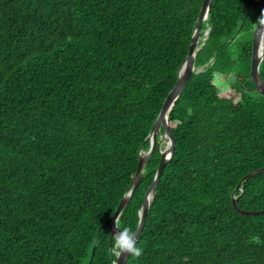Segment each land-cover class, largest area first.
<instances>
[{
	"label": "trees",
	"instance_id": "trees-1",
	"mask_svg": "<svg viewBox=\"0 0 264 264\" xmlns=\"http://www.w3.org/2000/svg\"><path fill=\"white\" fill-rule=\"evenodd\" d=\"M202 3L0 0V264L117 259L114 213ZM262 18L264 0L213 1L196 55L203 70L169 114L176 147L137 241L143 253L126 264H264V171L245 178L264 167V95L250 76ZM163 133L121 228L138 227ZM234 191L239 208L260 212H241Z\"/></svg>",
	"mask_w": 264,
	"mask_h": 264
},
{
	"label": "water",
	"instance_id": "water-1",
	"mask_svg": "<svg viewBox=\"0 0 264 264\" xmlns=\"http://www.w3.org/2000/svg\"><path fill=\"white\" fill-rule=\"evenodd\" d=\"M213 1L214 0H203L201 11L196 21V24H195V29H194L189 53L179 72L178 80L176 84L174 85V87L168 93L162 105V108L160 110V113L152 127V130L150 133V138H151L150 148L147 152L140 153L138 168H137L136 174L133 179V186L130 192L121 199V202L116 212L114 213L112 237L117 232L121 231V229H118L116 226V223H115L116 217L121 214L122 210L129 203L132 195L134 194L135 190L139 186L142 180V177H143L145 164L150 159L152 152L155 148L157 135L161 132L162 127H164V133L161 134L160 136V142L163 140L164 137H166L167 144H166V147L161 150L162 156H161V160L158 165V168H157L155 179L146 191V194H145V197L142 203V207L139 212L140 221L135 231L137 232V237H136L137 241L144 228L146 217L150 210L151 201L155 196L160 177L162 175V172L167 162L172 158L174 151H175V147H176V138L170 126L169 114L173 106L175 105L176 101L179 99V97L183 93L193 73L196 71H199L196 67V55H197L198 50H200V48L204 44V42L200 43V41L206 39V37H202L201 25L209 16V12H210ZM208 33H209V30L206 31V35ZM263 58H264V23L260 22L254 29L252 68H251L250 76L252 77V80L255 84V90L262 95H264V78L262 77L260 73V64ZM258 171H264V167L260 168L259 170H255L253 172L248 173L245 176V178L251 177L252 175L256 174ZM233 203H234V206L237 207L241 212H244V213L260 212L256 210H244V209L239 208L237 205V197L235 195V191L233 192ZM261 212H264V210H262ZM129 257H130L129 253L122 254L121 257L116 259V264H126Z\"/></svg>",
	"mask_w": 264,
	"mask_h": 264
},
{
	"label": "clouds",
	"instance_id": "clouds-1",
	"mask_svg": "<svg viewBox=\"0 0 264 264\" xmlns=\"http://www.w3.org/2000/svg\"><path fill=\"white\" fill-rule=\"evenodd\" d=\"M261 23H264V18L261 19ZM116 226L121 231L113 235L112 252L116 258L121 257L124 253H129L131 256L140 257L143 250L137 247V232L133 231L130 227H120V215L116 217ZM116 264V260L113 261Z\"/></svg>",
	"mask_w": 264,
	"mask_h": 264
},
{
	"label": "rangeland",
	"instance_id": "rangeland-1",
	"mask_svg": "<svg viewBox=\"0 0 264 264\" xmlns=\"http://www.w3.org/2000/svg\"><path fill=\"white\" fill-rule=\"evenodd\" d=\"M255 29V28H254ZM208 31V30H207ZM198 70L199 71H201V70H203V67H199L198 68ZM232 76H230V78H231ZM220 81L222 80V76H220L219 78H218ZM234 79V78H233ZM220 86H223V83L222 82H219L218 83ZM236 91L234 90V89H230L228 86L226 87H223V91H222V94H226V95H231V94H234ZM166 144H167V138L166 137H164L163 138V141H162V143H161V147H162V149H164L165 147H166Z\"/></svg>",
	"mask_w": 264,
	"mask_h": 264
}]
</instances>
